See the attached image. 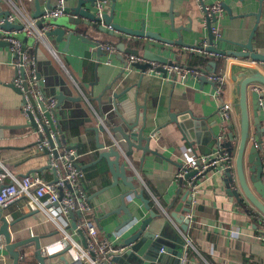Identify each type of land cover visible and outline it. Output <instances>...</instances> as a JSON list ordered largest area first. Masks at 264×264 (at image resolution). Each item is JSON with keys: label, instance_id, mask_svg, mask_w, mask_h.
Instances as JSON below:
<instances>
[{"label": "crops", "instance_id": "crops-1", "mask_svg": "<svg viewBox=\"0 0 264 264\" xmlns=\"http://www.w3.org/2000/svg\"><path fill=\"white\" fill-rule=\"evenodd\" d=\"M17 1L23 2L32 16L35 14L36 0ZM1 2L2 10H7V1ZM57 2L52 0V6ZM218 2L226 4L229 9L224 6L223 15L212 23L219 25L221 34L216 37L214 45L228 52L244 50L239 43L247 42L255 28L253 46L257 52L264 54V2L260 6L258 0H116L113 21L133 29H140L144 25L146 30L158 32L165 38L177 39V32L171 28L173 13L175 26H185V29L180 30L183 40L190 45H201L209 41L204 7ZM47 3L48 0H39L43 10L47 8ZM112 3L111 0L107 1V12L112 10ZM86 5L92 9L91 2ZM13 33L27 52L35 56L38 71L45 80L44 91L49 95L63 92L66 96L57 109L62 141L68 146H78L83 152L79 163L86 172V186L92 204L91 211L83 216L96 223L101 235L116 232L127 217L123 210L121 213L112 211L121 205L122 194L130 188L121 178L117 185L109 187L114 178L106 161L93 164L99 157L98 144L109 146L114 142L108 132L97 130L100 123L110 126L106 116L98 112L97 97L104 94L102 100L107 102L110 89H105L108 85L112 84L114 90H121L140 81L137 97L138 102L145 105V133L153 134L151 146L159 153H147L142 160L141 150L134 148L129 153L123 143V148L128 152L123 161L127 164L128 174L134 176L137 189L142 185L145 187V196L151 199L152 209L163 217L176 212L179 216L191 218L184 233L186 245L192 250L189 264H264V242L258 238L260 230L264 228V217L253 213L252 207H242L232 198V194L227 191L223 172H210L204 177L199 183L196 202L193 204H189L187 191L176 174L187 156L212 152L217 146L216 138H222L223 144L230 145L229 134L232 130L236 135V140L232 142L236 157L238 118L235 114L232 124H225L219 106L223 100L232 103L235 98L230 78L231 63H248V58L204 54L210 58V62H216V71L225 77L222 94L218 96L216 86L210 81L203 82L193 76L184 80L175 69L169 71L167 76L148 69L142 77L141 69L132 66L125 68L124 62L116 54L104 50L99 52L95 43L76 35L68 41L66 36L61 41L57 35H51L43 43L21 30H13ZM95 34L99 42L116 41L109 33ZM126 38L133 41V49L143 56L142 62H146L145 50L176 59L182 64H190V54H203L199 50L192 51L154 38ZM14 57L10 45L0 46V159L16 175L32 171L53 180L55 174L46 167V156L36 155L33 150L38 135L33 126L27 125L28 119L22 111L23 94L9 85L16 75ZM254 64L264 72V62ZM208 65L199 67L207 68ZM78 96L82 99L70 100ZM142 112L143 109L141 115ZM172 114L175 115L173 119ZM249 114L251 128L256 130L251 101ZM260 117L264 124V109ZM261 140L264 146V131ZM126 201L137 218L149 214L141 200L134 195L127 197ZM186 207H190L189 213L184 210ZM29 212L32 211L24 207L23 202H17L2 213L14 220ZM173 225L181 230L179 222L174 221ZM12 232L16 239L30 235L42 236L43 247L54 244L60 237L56 225L43 212L24 217L15 224ZM125 235L124 229L123 240ZM0 247V261L11 264L7 253ZM55 253L58 255L52 259L54 264H66L63 252L58 250ZM65 257L70 261L66 253ZM32 264L37 263L34 261Z\"/></svg>", "mask_w": 264, "mask_h": 264}, {"label": "water", "instance_id": "water-1", "mask_svg": "<svg viewBox=\"0 0 264 264\" xmlns=\"http://www.w3.org/2000/svg\"><path fill=\"white\" fill-rule=\"evenodd\" d=\"M15 2L17 0H14ZM52 0H48L47 8H52ZM113 3L112 10L106 12L103 16L107 25H111L115 30H109L105 25L100 22V19L96 16L95 4L96 0H65V15L57 19H53L54 28L47 32V36L57 35L59 40L62 41L66 36L67 41L71 36L76 35L85 41H90L98 46V51L102 49L99 47V40L95 33L106 32L111 35H117L126 38V36L132 37H147L160 40L162 43L177 44L186 48L205 50L209 53L220 55H233L242 56L253 60L256 64L264 62V54L257 52L253 46V35L255 28L252 30L251 35L247 42L239 43L243 46L244 50H233L228 52L214 45L215 35L211 30L212 21H216V15L210 16L205 9L206 23L209 34V41L207 46L202 44H188L183 40L181 29H185V26H175L173 20V13H171L173 31L178 34L177 39H169L163 37L160 33L146 30V26H142L140 29H133L116 23L114 18V6L116 0H111ZM241 2L244 0H240ZM260 6L264 0H258ZM87 2H91L92 9L87 7ZM2 2L0 0V17L6 18L10 14V10H2ZM36 12L33 14L34 18H37V24L41 27L44 23V18H40L45 10L40 7L39 0H36ZM222 6L229 9L225 4ZM230 11V10H229ZM259 15V13H257ZM59 19V21H58ZM13 29L22 30V25L17 23H10L7 20L0 24V46L10 45V41L6 40L2 33ZM118 53L117 57L120 58L125 65V68L129 66L136 67L142 70V77L149 69L160 72L163 76H167L169 70L167 66H180L182 63L176 61V59H169L163 57L150 50H145L144 59L146 62H132L129 64L126 58L127 53H138L137 50H128L124 42H117ZM206 72H217L216 62H209ZM263 67V66H262ZM230 78L233 82L232 92L235 98L232 102L235 114L239 123V140L237 144V152L234 160V167L227 168L223 172L225 177V183L227 185V191L232 194V198L236 199L242 207H252V211L255 214L262 215L264 217V181L262 179V172L264 170V146L261 140V133L264 131L263 122L261 120V113L264 109V72L254 63L251 62H232L230 65ZM38 77L42 78L41 73L38 71ZM188 78V77H187ZM185 78V79H187ZM184 79V80H185ZM199 79L204 81H210L216 86L213 80L208 79L206 76H199ZM13 89L22 94L20 88L15 86L12 82L9 84ZM112 84L108 85L106 90L110 89V93L107 96V102H103L102 98L104 94H100L97 97L98 100V112L100 115H105L110 126L105 123H100L97 127L99 132H108L113 139V144L105 146L103 143H99V157L93 162L98 164L106 161L112 175L113 182L109 187L115 186L121 178L125 185L130 190L122 194L121 205L114 211V213L123 212L127 217L122 220L117 230L126 231L123 243L128 246L127 250L122 254L115 255L113 260L117 264H145L146 262H154L159 264H180L181 256L184 252L187 239L185 237V231L188 227L190 217L179 216L176 212H172L163 217V215L154 209H152L151 199L145 196V187L142 185L137 189L134 184V176L128 174V167L123 158L128 155V152L133 151L134 148L142 151V160L147 153L158 154V150L152 148V133H145L146 126V114L145 105L138 102V89L140 87V81L132 84L131 86H125L121 90H114ZM258 87V89H256ZM58 99L57 108L61 106L66 96L63 92L56 93ZM70 98V97H69ZM82 98L72 97L70 100L79 101ZM249 101H251L253 109V124L256 130L251 128V118L249 114ZM143 114L141 115V110ZM47 114V113H46ZM58 115V114H57ZM174 114L171 118H174ZM31 122L28 121L29 126L36 128V123L33 116L30 114ZM60 127V123L58 124ZM0 125V129H1ZM232 129V127H231ZM60 131L61 128H60ZM230 145L223 144L222 146L233 153L234 145L232 142L236 140V135L232 130L229 134ZM217 143V138L215 139ZM123 143L125 148H123ZM37 140L33 143L36 146ZM53 145V141H51ZM32 146V147H33ZM49 149L44 148L43 152L36 155L46 156ZM55 156H58V151H54ZM47 168L51 169L54 174L56 169L50 164H47ZM44 169V168H43ZM42 170V168L40 169ZM32 171L26 172L22 176L30 174ZM193 173V172H191ZM57 177L54 176L53 181H56ZM188 194V193H187ZM130 195H134L140 199L144 205V208L149 211V214L142 218L134 216L130 210L126 198ZM189 204L191 203V196L188 195ZM186 212H190V207L184 208ZM250 211V213H252ZM38 211H32L21 218L8 221L3 215L2 209H0V246L3 243V250L7 253L11 264H54L52 259L58 254L45 255L42 252L43 243L41 241L42 236L30 235L27 237L16 239L13 236L12 228L15 224L22 220L24 217L31 214H35ZM79 214V212H77ZM252 213V214H253ZM179 222L181 224V230L179 231L173 225V222ZM75 226V221L72 223ZM1 248V247H0ZM2 250V249H1ZM1 251V253L3 252ZM63 252V258L66 264L69 260L65 257V250ZM0 264L4 262L0 261ZM189 264V263H186Z\"/></svg>", "mask_w": 264, "mask_h": 264}, {"label": "built area", "instance_id": "built-area-1", "mask_svg": "<svg viewBox=\"0 0 264 264\" xmlns=\"http://www.w3.org/2000/svg\"><path fill=\"white\" fill-rule=\"evenodd\" d=\"M6 1L10 14L6 18L0 17V24L6 20L10 23L21 24V31L32 36L38 42L44 43L46 41L47 32L54 28L53 19L65 15V0H58L55 6L45 11L42 16L45 21L40 27L37 24V19L29 13L23 2ZM107 1L96 0V16L103 25L114 31L115 29L111 25H107L103 18L107 12ZM206 11L210 16L216 15L218 20L224 13V7L218 2L206 6ZM13 30L17 31V29ZM13 30L2 33L4 38L10 41V49L15 56L13 64L16 68V75L13 83L20 88L23 94V114L29 122H31V114L36 123L35 131L38 138L33 150L35 154H38L43 152L44 148L49 149L46 154L47 163L56 169L55 176L57 180L47 179L37 172L25 176L16 175L6 166L4 160L0 159V209L3 212L15 203L23 202L24 207L29 208L31 211L46 214L56 225L60 237L55 240L54 244L50 243L42 248L45 255L55 253L58 250H65L66 255L70 258L68 264H117L113 260L114 256L122 254L128 248L123 243L122 229L116 230L113 234L101 235L96 223L87 216H83L92 209L89 189L86 186V172L79 163L83 152L76 145L68 146L63 143L62 132L58 125V99L55 95H49L44 91L43 84L45 80L38 77L35 57L27 52ZM211 30L215 37L221 36L217 23L211 26ZM207 41L203 42L202 45L207 46ZM99 47L109 53L116 54L119 52L116 41L99 42ZM199 51L206 55H213L205 50ZM214 55L223 56L220 54ZM126 58L129 64L136 61L142 62L143 60V56L136 52L127 53ZM247 60L255 63L253 60ZM165 67L169 71L175 69L183 79L189 76L198 79L199 76H206L216 83L215 90L218 96L222 94L223 85L225 84V77L222 73L209 71L205 74V69L192 67L188 63H183L180 66L166 65ZM150 71L156 72L151 69ZM219 111L225 124H232L235 118L232 103L223 100L220 103ZM51 141H53V145H51ZM216 145L212 152L195 153L187 156L176 173L188 195L191 196L192 204L196 202L199 183L205 176L210 172H220L234 167L235 156L222 146V138L217 139ZM56 150L58 156H55L54 151ZM262 179L264 181V170ZM5 217L8 221L12 220L6 214ZM74 221L75 226H72ZM260 231L258 238L264 242V228ZM1 246L3 249L4 244H1ZM186 263H189V245H185L180 259V264Z\"/></svg>", "mask_w": 264, "mask_h": 264}, {"label": "trees", "instance_id": "trees-1", "mask_svg": "<svg viewBox=\"0 0 264 264\" xmlns=\"http://www.w3.org/2000/svg\"><path fill=\"white\" fill-rule=\"evenodd\" d=\"M115 37L116 42H124L126 44V49H133L134 43L130 39L113 35ZM139 47V46H138ZM188 62L190 63L189 65L192 67H199V66H207L208 63L210 62V58H208L206 55L201 54V55H195V54H190L188 56ZM207 64V65H206ZM192 250H189V253ZM211 261V260H210Z\"/></svg>", "mask_w": 264, "mask_h": 264}, {"label": "flooded vegetation", "instance_id": "flooded-vegetation-1", "mask_svg": "<svg viewBox=\"0 0 264 264\" xmlns=\"http://www.w3.org/2000/svg\"><path fill=\"white\" fill-rule=\"evenodd\" d=\"M52 7H53V6H52ZM49 9H50V8H49ZM46 10H47V9H46ZM46 10H45V11H46ZM43 15H44V13H43ZM43 15H41V17H40V18H42V16H43ZM36 19H37V18H36ZM37 20H38V19H37ZM33 56H34V55H33ZM34 57H35V56H34ZM35 59H36V58H35Z\"/></svg>", "mask_w": 264, "mask_h": 264}]
</instances>
